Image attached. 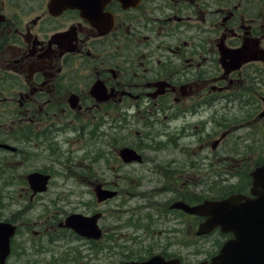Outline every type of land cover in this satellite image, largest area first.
Returning a JSON list of instances; mask_svg holds the SVG:
<instances>
[{
  "label": "flooded vegetation",
  "instance_id": "flooded-vegetation-1",
  "mask_svg": "<svg viewBox=\"0 0 264 264\" xmlns=\"http://www.w3.org/2000/svg\"><path fill=\"white\" fill-rule=\"evenodd\" d=\"M89 124L93 128L85 130ZM83 140L84 160L113 163V181L90 176L91 201H70L69 210L60 211L59 200L46 196L56 174L39 169L51 176L50 187L33 195L23 186L20 194L32 205L19 204L9 216L12 180L29 174L8 170L10 162L56 155L70 160L64 148ZM124 148L142 161L124 163ZM151 152L158 156L150 158ZM137 165L160 176L156 196L170 195L169 201L157 202L151 192L138 207L152 210L145 225L112 221L107 216L121 197L120 179L136 174ZM263 165L264 0H0V222L16 227L6 264H31L23 261L30 253L25 243L31 255L37 249L54 253L62 241L66 247L83 243L104 257L119 255L115 236L126 223L135 238L143 232L148 245L144 256L125 253L118 264L154 256L210 262L243 230L215 227L200 235L206 217L172 207L240 195L247 197L240 203L255 200L252 172ZM199 178L219 180L221 188L214 182L209 196L195 194ZM100 189L117 195L99 202ZM75 214L90 219L97 239L65 224ZM213 237L215 246L201 251L198 243ZM94 253L78 264H95ZM200 254L205 257L194 260Z\"/></svg>",
  "mask_w": 264,
  "mask_h": 264
},
{
  "label": "rangeland",
  "instance_id": "rangeland-1",
  "mask_svg": "<svg viewBox=\"0 0 264 264\" xmlns=\"http://www.w3.org/2000/svg\"><path fill=\"white\" fill-rule=\"evenodd\" d=\"M74 128L75 125L72 126V129ZM92 128L93 127L89 124L85 128V130H91ZM76 134L77 131H72L70 133V137L75 139ZM85 147L86 146H84V140L81 143L74 141L72 145L66 146L64 148L65 151L70 150V153H68V156L71 155L70 160H66L65 157L61 159L59 155H56L55 159H49L46 156H43L41 158L32 156V159L28 158V160L24 161L22 165L18 164L17 161L10 162L8 170L12 169L17 172L23 171L26 175L36 169L47 170L49 172L55 173L56 176L53 179V187L49 190V193L46 196L48 197V200L51 201L59 200L57 202V205H55L57 208L56 210L67 211L69 210L68 202L70 201H73L74 204L82 199L91 201L92 196L89 193L88 186L86 185V182L89 180L88 178L90 176L92 177L93 175H96L100 178L104 177L106 181H113V177L111 176V173L109 171L113 163H111L110 167H107V161L100 162L98 165H94L93 163L91 164L90 161L84 160V154H86L84 151ZM156 156L158 155L153 152L149 153L150 158H154ZM135 168L137 170V173L134 174L131 178L129 177L120 179L119 188L121 191V197L111 202L112 210L110 211L111 214H108L107 218L112 221L117 220L119 222L131 220V223L133 222V224L135 222L136 224L145 225L147 224L146 215L149 214L151 218L153 214L152 210L149 209L138 210V207H143L145 203L148 202V200L145 198H148L149 194L153 192L155 194L154 199L157 202L167 203L169 201L167 199L170 198V195L164 197L156 196L159 195L157 193L158 190L162 188L160 176L145 173V171L143 170L145 166L137 165ZM83 170L89 171L87 173H84ZM77 174L81 176L76 177ZM82 174L84 175L82 176ZM12 181L14 183V186H12L13 189L10 191L7 201V211L9 216L17 212L19 204H21V207L23 208L32 205V202L29 201V198L21 195L23 194L22 190L20 194V189L23 186H28V180L17 177ZM214 182H216V188L220 183V186L217 188L220 189L221 182L219 180H214L213 178H199L194 188V191H196L195 194H197L198 192L203 197L209 196L213 189ZM124 201L126 202L125 207L120 206V203H123ZM4 203L6 204L5 201ZM33 208V206L30 207V209ZM134 208H137V211L132 212L131 209ZM28 215L29 216L27 217L29 220L34 216L33 214ZM128 225L129 223H126L125 229L118 232L115 236L117 239V246L114 252L119 253V255L111 256L112 254H110L109 256H107L106 254V257H104L100 253L96 252L97 250H95V253L91 252V248L87 245L83 246V243L78 244L77 242H68V246L66 247V243L64 241L54 244V247H52L54 253L52 251L49 253L48 251L37 249L36 251H38L39 254L31 255V252L33 251H31L28 244L25 243L22 249L24 250L26 248L30 253L25 254V258H23V261L24 263H27L29 260L31 264H78L82 261V258H87L88 255L91 256L94 253L92 259L93 263L95 264H118L120 261L127 258L125 255H123L125 253L135 257L144 256L143 250L148 245L145 244L146 237L142 236L144 233L137 230V236L135 238L134 231L129 228ZM177 227L182 229L181 225H178ZM138 237H141V241H143V243L138 244L137 242H133L134 239L138 240ZM180 239L183 242V238ZM216 241L217 239L214 237L208 239L207 242L201 241V243H198L200 244V250H210L215 246ZM47 246L49 247V245ZM66 248H68L69 250H66ZM204 257V254H200L196 258H194V260H202Z\"/></svg>",
  "mask_w": 264,
  "mask_h": 264
},
{
  "label": "water",
  "instance_id": "water-1",
  "mask_svg": "<svg viewBox=\"0 0 264 264\" xmlns=\"http://www.w3.org/2000/svg\"><path fill=\"white\" fill-rule=\"evenodd\" d=\"M9 149L12 147L5 145ZM120 156L126 163L133 161H141V156L132 149L124 148L120 152ZM254 182L252 192L258 196V198L250 203L241 204L236 201L235 197L229 198L222 202H209L206 201L202 205L196 207H190L184 203H178L174 205V208L182 209L189 214H195L200 216H208L206 223L202 225V230L206 233L209 232L213 224H220L222 230H226L230 227L234 230L242 229L240 234L236 232V241L227 243L220 254L212 260L211 264H264V208L259 210L248 209V207L255 206L259 202L264 204V166L258 168L253 174ZM50 176L43 175L41 173H32L28 176L30 187L34 194L46 191ZM107 193V194H106ZM116 195L114 192L104 191L100 189L97 191L99 201L113 198ZM264 207V206H263ZM213 212V215H212ZM249 216L259 218L255 227L249 224L245 218ZM78 218V215L68 219V221H75L79 227L80 232L89 237H97L90 229L91 225L85 223ZM226 218H229L231 223L227 226ZM219 219V220H218ZM223 219H226L223 221ZM247 227L251 231L247 232ZM88 229V230H86ZM15 233V227L12 224L0 223V264H5L6 257L10 250V238ZM127 264V263H126ZM128 264H177L176 262H164L159 257H154L150 261L143 263H128ZM208 264V263H200Z\"/></svg>",
  "mask_w": 264,
  "mask_h": 264
}]
</instances>
